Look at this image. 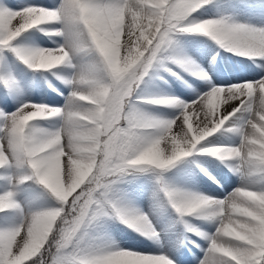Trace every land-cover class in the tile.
I'll return each instance as SVG.
<instances>
[{"label": "snow or ice", "instance_id": "6c2138e0", "mask_svg": "<svg viewBox=\"0 0 264 264\" xmlns=\"http://www.w3.org/2000/svg\"><path fill=\"white\" fill-rule=\"evenodd\" d=\"M204 2L61 0L56 9L0 7V48L9 47L30 69H53L67 62L70 52L91 48L108 76L105 81L89 72L67 80L74 90L63 109L24 104L13 113H0V167L12 161L18 166L26 164L60 205L33 212L16 227L0 230V264H24L30 257H34L30 264H45L43 253L51 252L46 245L57 234L56 251L48 264H171L163 255L126 250L79 255L65 250L82 224L95 215V196L107 177L129 167L165 169L188 156L238 112L250 117L244 126L235 129L240 133V144L204 147L203 151L222 160L236 158L264 172V78L213 87L197 100L183 104L179 115L167 121H148L124 110L134 84L173 31L203 33L240 55L264 57V28L223 19L185 24ZM48 23L63 25V31L53 29L45 34L63 35L65 45L57 50L11 46L21 33ZM222 98L224 103H239L230 106L231 111H221ZM57 116L63 125L56 131L30 128L35 119ZM174 125L178 131L173 132ZM161 142L165 144L163 152ZM165 195L180 215L210 208L209 218L217 220L216 232L209 237L200 264H264V192L240 188L224 200L181 191L166 190ZM16 207L12 192L0 194V211ZM117 214L133 226L146 223L143 216L129 218L119 210Z\"/></svg>", "mask_w": 264, "mask_h": 264}, {"label": "rangeland", "instance_id": "374dc122", "mask_svg": "<svg viewBox=\"0 0 264 264\" xmlns=\"http://www.w3.org/2000/svg\"><path fill=\"white\" fill-rule=\"evenodd\" d=\"M13 2H18L20 7L31 2L33 6L56 9L61 0H0V7H7L10 10L24 8L17 9ZM221 19L229 23L258 29L264 28V0H206L188 16L184 23L193 24L206 20ZM38 28L44 31L30 32L29 36L23 35L20 44L16 45L15 43L13 47L32 49L39 46L51 49L57 44H60V46L65 45L63 35L45 34V32H51L53 29L63 31L61 23L42 24ZM229 51L203 33L183 31L169 33L166 41L161 45L150 70L135 90L134 97H132L128 107L133 108L134 114H138L148 121H167L179 115L181 105L188 103V101L174 98V101L179 102L181 100V105L164 104L165 109H161L162 107H156L150 102V95L162 94V92L167 91L173 95L188 98L195 90H199L203 86V82H199L197 76L205 79L206 86L214 83L211 81L210 74L218 81L243 78L248 80L243 82H255L264 78V57L243 56L234 51L229 53ZM231 53L236 55V62L231 61L229 66L231 69H239L240 74H234L233 70L229 71L228 64L225 65V68L214 67V62L218 63L220 58L230 57ZM70 54L71 60L76 63L77 73L75 77L91 72L97 78L102 79L101 59L94 50L85 48L83 51L70 52ZM78 59L82 62H79ZM181 64H190V71L193 72L194 76L187 74L186 70L179 71L178 65L183 67ZM170 70H173L172 73L178 71L176 76L171 77L172 80L165 77L169 75ZM206 70L210 74L203 73ZM46 71L47 76L40 77V83L38 80L40 89L31 91L29 73H26L25 68L5 52L0 53V113H11L12 109L20 104L25 96L52 104L48 106L63 109L71 93H66V100L60 101L57 97L59 84L51 77L49 70ZM66 72L75 75L74 69L66 70ZM40 74L36 76L39 77ZM56 76L61 81L65 80L63 76L59 77V74H56ZM190 76L197 81L190 82L186 79ZM255 77L256 79H254ZM104 80H107L106 73ZM181 85L186 88L188 86L195 87L191 90L178 89ZM233 85L239 84L232 83ZM203 94L205 93L200 96ZM230 106H233V104H230L227 108V110L230 109L229 111H231ZM249 118L247 113H236L221 126V129L201 141L188 156L174 161L171 169L167 172L156 174L147 172L148 167L143 170L138 167H130L136 171H125L116 174L114 178L105 182V186L100 189L101 198L96 199L95 215L82 224L74 238L73 247L70 248L71 250L66 249L65 251L77 255L96 253L100 246L105 245L106 247L118 241L124 240L134 245L138 241L147 244V242L151 243V240H148L147 237L153 238V240L155 237V239L161 241L162 244L159 248L162 250H168L167 244L172 246L175 245L173 242H180L179 256L174 251L170 252L173 250L171 246L170 251H164L165 254L168 253L167 257L177 260L176 264H199L204 258L205 250L209 247V237L216 232L218 222L215 218H209L210 208L200 210L201 214L204 213L202 216H196V212L185 215L178 214L171 206L165 191H178L180 189L181 192L204 196L213 200H224L234 190L240 188L264 192V172L259 171L256 174L254 169L245 164L244 170L243 167L240 169L239 163L234 162L233 158L222 160L218 155H211L203 151L204 147L238 146L240 144V133L235 129H238L240 125L241 127L244 126ZM62 125V119L57 116L36 120L30 128L34 127V129L43 132H53L60 129ZM175 130L178 129L174 125L173 131ZM211 156H214V158ZM31 175L32 170L26 164L18 166L12 161L9 166L0 167V194L12 192V199L17 204L16 208L6 209L3 213L0 219V230L16 227L25 216L33 212L58 207L56 201L45 195L42 188L21 186L22 181L28 179ZM136 185H138L136 187L137 195L134 192ZM117 210L126 214L129 218L134 213H138L152 222V228L147 232L148 234L143 233L145 240H139L134 236L135 230L121 219L117 214ZM167 225H172V227ZM176 229H178L177 232ZM153 233H155V236ZM17 239H19V236ZM191 246L196 250H193L191 254H187L186 252Z\"/></svg>", "mask_w": 264, "mask_h": 264}, {"label": "bare ground", "instance_id": "6f19581e", "mask_svg": "<svg viewBox=\"0 0 264 264\" xmlns=\"http://www.w3.org/2000/svg\"><path fill=\"white\" fill-rule=\"evenodd\" d=\"M29 6H33L32 4H30ZM17 9H19V7H16ZM15 23V22H14ZM37 44V43H36ZM38 45V44H37ZM32 46H35V45H32ZM43 47H45V46H43ZM35 48H40V49H45V48H41V47H39V46H35ZM59 48V47H58ZM58 48H51V49H48V48H46V50H57ZM78 61L79 62H81V60H79L78 59ZM181 66H184V67H186L185 65H183V64H181ZM215 87V86H214ZM216 87H220V88H223L222 86H216ZM230 87V86H229ZM150 99H151V101H153V100H169V96H162V95H160V94H155V95H153V96H151L150 97ZM239 103V101H228L227 103H224L223 102V98L221 99V101L219 102V106H220V110L222 111V110H225V109H227L228 107H229V105L230 104H233V105H236V104H238ZM24 104H29V105H41V104H38V103H36V102H33V101H26L25 103H23L22 105H24ZM42 105H44V104H42ZM156 105H162V104H156ZM21 107V105L20 106H18L17 107V109L18 108H20ZM17 109H15V111L17 110ZM230 110V109H229ZM228 110V111H229ZM14 111V112H15ZM194 119H197V118H194ZM160 121H162V120H160ZM241 127V125L239 126V128ZM222 128V127H221ZM220 128V129H221ZM238 128V129H239ZM250 129H248V131H249ZM175 131H178V130H175ZM175 131H173V132H175ZM250 132V131H249ZM160 149H161V151L163 152L164 150H165V144H164V142H161V144H160ZM233 160H234V162L235 161H237L238 163H239V167H240V169L243 167V170H244V163L242 162V161H240L239 162V160L238 159H236V158H233ZM230 162V161H229ZM256 172V174L257 173H259V171H257V170H255L254 169V173ZM244 175H246V174H244ZM176 191V190H175ZM178 191H182V190H178ZM135 214V215H134ZM133 214V216H131V218H133V217H139V216H142V215H139L138 213H134ZM204 213H202L201 214V212L200 211H198V212H196V215H203ZM130 225V224H129ZM134 230H135V237L137 238V239H141V240H145L143 237V233H145V234H148L147 232H149L150 230H151V228H152V222L151 221H149V220H147L146 219V223L145 224H138V225H130ZM136 232H137V234H136ZM151 234V233H150ZM154 234V236H155V233H153ZM159 234H160V232H159ZM139 235V236H138ZM141 236V237H140ZM152 236V235H151ZM103 237V236H102ZM136 239V240H137ZM151 243H148L147 242V244H145L144 242H140V241H138V243L136 244V245H134V244H131L130 242L128 243V242H126V241H118L117 243H111L110 245H108V246H106L105 247V245L102 247V246H100L99 247V249L97 250V252L96 253H107V252H115V251H131V252H134V253H137V254H151V255H163V256H165V258H167V259H169V261H170V257H167V255H168V253H164V251H170V246L171 245H168L167 244V249L168 250H162V249H160L159 247L161 246V241H159L158 239H155L154 241L153 240H151L150 241ZM175 245H172L171 246V249H173V250H171L170 252H175V253H177V255L179 256V248L180 247H178L179 245L176 243V242H173ZM195 248L194 247H191V248H189L188 250H187V254H191V252L194 250ZM161 251V252H160ZM205 256V255H204ZM171 262V264H175V262L174 261H170ZM199 264H200V262H199Z\"/></svg>", "mask_w": 264, "mask_h": 264}, {"label": "trees", "instance_id": "16d2710c", "mask_svg": "<svg viewBox=\"0 0 264 264\" xmlns=\"http://www.w3.org/2000/svg\"><path fill=\"white\" fill-rule=\"evenodd\" d=\"M12 43V42H11ZM1 50H7V51H9L10 53H12L13 54V52L10 50V48L9 47H4V48H0V51ZM151 64V63H150ZM150 66V65H149ZM149 66H148V68H149ZM147 68V69H148ZM146 71H144V73H145ZM137 83H138V81L134 84V86H133V88H132V90H131V92H130V95H129V97L127 98V101H128V99L132 96V93H133V91H134V89L136 88V86H137ZM124 110H125V112L126 113H131V111H129L128 110V104H127V102H126V104L124 105ZM124 123V126H126V121L125 122H123ZM127 170H131L130 168H128ZM150 170H152V171H157V170H155L154 168H152V167H150ZM165 170V169H164ZM112 177V176H111ZM111 177H107L106 179H105V181L106 180H108L109 178H111ZM24 185H39L40 187H42L43 189H44V192H45V194L46 195H48V196H51L58 204H59V202L56 200V198L50 193V191L48 190V189H46L43 185H41V184H39L37 181H36V179H34V178H32L31 180H29V181H27L26 183H24ZM70 199V198H69ZM60 206V205H59ZM1 212V211H0ZM0 216H1V213H0ZM58 239V234L56 235V236H54V237H50V239H49V244L48 245H46V247L47 248H50L51 249V252H45V253H43V259L45 260V264H48V261L52 258V255L53 254H55V251H56V249H55V241ZM73 244H74V239H73V241L70 243V246H69V248L68 249H70V248H72L73 247ZM31 259H34V257H30L28 260H26L25 262H24V264H30V261H31Z\"/></svg>", "mask_w": 264, "mask_h": 264}]
</instances>
